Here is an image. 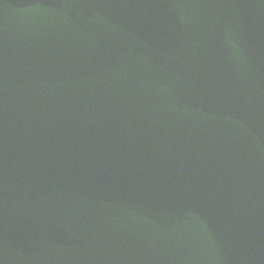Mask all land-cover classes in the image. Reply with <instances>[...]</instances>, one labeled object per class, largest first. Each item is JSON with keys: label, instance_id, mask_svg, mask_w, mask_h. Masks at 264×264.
Instances as JSON below:
<instances>
[{"label": "water", "instance_id": "95a60500", "mask_svg": "<svg viewBox=\"0 0 264 264\" xmlns=\"http://www.w3.org/2000/svg\"><path fill=\"white\" fill-rule=\"evenodd\" d=\"M0 264H264V0H0Z\"/></svg>", "mask_w": 264, "mask_h": 264}]
</instances>
